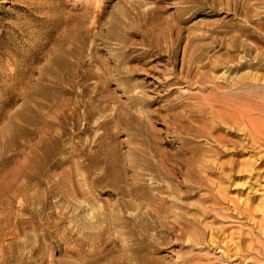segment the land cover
<instances>
[{
    "label": "rangeland",
    "instance_id": "1",
    "mask_svg": "<svg viewBox=\"0 0 264 264\" xmlns=\"http://www.w3.org/2000/svg\"><path fill=\"white\" fill-rule=\"evenodd\" d=\"M262 125L264 0H0V264H264Z\"/></svg>",
    "mask_w": 264,
    "mask_h": 264
},
{
    "label": "bare ground",
    "instance_id": "2",
    "mask_svg": "<svg viewBox=\"0 0 264 264\" xmlns=\"http://www.w3.org/2000/svg\"><path fill=\"white\" fill-rule=\"evenodd\" d=\"M251 124V123H250ZM262 126H264V125H262ZM251 128V127H250ZM259 128V127H258ZM252 130V129H251ZM262 130V129H261ZM251 132V131H250ZM251 136V135H250ZM256 136V135H255ZM252 137H254V136H252ZM262 138V137H261ZM252 139V138H251ZM250 139V140H251ZM254 139V138H253ZM256 139V138H255ZM253 141V140H252ZM253 142H255V141H253ZM253 144V143H252ZM262 254V253H261ZM257 261V260H256ZM252 264H255V262H253Z\"/></svg>",
    "mask_w": 264,
    "mask_h": 264
}]
</instances>
